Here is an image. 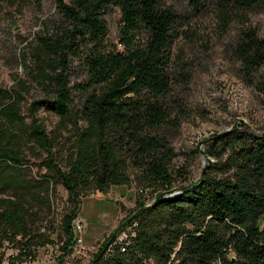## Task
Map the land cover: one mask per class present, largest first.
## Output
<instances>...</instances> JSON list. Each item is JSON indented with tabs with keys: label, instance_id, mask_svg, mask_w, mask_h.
<instances>
[{
	"label": "trees",
	"instance_id": "trees-1",
	"mask_svg": "<svg viewBox=\"0 0 264 264\" xmlns=\"http://www.w3.org/2000/svg\"><path fill=\"white\" fill-rule=\"evenodd\" d=\"M52 1L60 22L38 36L33 54L42 94L26 103L24 80L0 86V264L6 241L32 260L39 247L59 243L55 264H63L83 190L125 183L130 168L160 191L124 223L132 224V234L110 236L88 264H264V132L238 124L213 133L204 139L212 160L199 179L176 186L170 172L173 150L158 128L179 106L171 66L176 10L165 0ZM263 2L215 4L229 22ZM112 6L120 18L118 42L109 46L104 15ZM233 53L242 73L252 76L264 63V38L242 27ZM72 56L80 59L84 80L70 86ZM74 91L81 94L78 104ZM42 108L70 126L60 162L53 159L54 137L38 117ZM30 148L46 154L37 178L22 175ZM57 185L67 193V208L55 240L48 225L40 232L34 208L50 211L48 195Z\"/></svg>",
	"mask_w": 264,
	"mask_h": 264
},
{
	"label": "rangeland",
	"instance_id": "rangeland-1",
	"mask_svg": "<svg viewBox=\"0 0 264 264\" xmlns=\"http://www.w3.org/2000/svg\"><path fill=\"white\" fill-rule=\"evenodd\" d=\"M165 1L178 14L177 32L172 36L171 66L179 106L170 110L158 132L173 150L169 168L177 186L199 179L207 161L212 160L204 152L206 137L238 124L256 133L264 132V63L247 77L233 53L237 32L242 27H251L264 38V2L257 9L225 22L216 0H198L195 5L189 0ZM119 18V10L113 6L104 15L109 46L118 42ZM58 22L60 18L52 0H0V86L10 87L16 79L24 80L30 87L26 103L42 94L33 74L37 38ZM69 62L68 80L72 86L82 82L84 75L78 57H70ZM73 99L78 104L81 94L74 91ZM38 117L54 137L53 159L62 161L71 141L70 126L60 124L59 118L44 108L39 110ZM45 156L28 149L22 165L23 177L37 178L45 172L41 165ZM158 191L146 187L133 168L128 170L125 183L111 185L104 191L93 187L83 190L77 216L84 226L85 249L77 254L70 246L63 264H88L110 236L117 240L128 238L132 224L124 223ZM48 200L51 210L37 204L35 219L40 232L46 224L54 231L51 237L57 240L60 219L67 208V193L60 185L54 186ZM58 245L39 247L30 264H55L48 258L50 253L58 252ZM11 263L15 264L14 258Z\"/></svg>",
	"mask_w": 264,
	"mask_h": 264
},
{
	"label": "built area",
	"instance_id": "built-area-1",
	"mask_svg": "<svg viewBox=\"0 0 264 264\" xmlns=\"http://www.w3.org/2000/svg\"><path fill=\"white\" fill-rule=\"evenodd\" d=\"M83 231L84 226L77 216L71 222L72 244L70 246L74 253L82 254L84 252ZM4 246L6 247V253L2 264H10L12 258H14L15 264H30L32 261L31 256L27 255L24 248L14 247L9 241H6ZM59 254H61L60 250L50 253L48 259L55 261Z\"/></svg>",
	"mask_w": 264,
	"mask_h": 264
}]
</instances>
